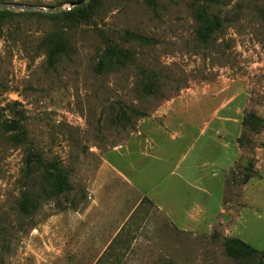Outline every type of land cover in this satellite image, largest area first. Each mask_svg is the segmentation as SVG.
<instances>
[{
  "label": "rangeland",
  "instance_id": "1",
  "mask_svg": "<svg viewBox=\"0 0 264 264\" xmlns=\"http://www.w3.org/2000/svg\"><path fill=\"white\" fill-rule=\"evenodd\" d=\"M1 4L0 264L264 263V0Z\"/></svg>",
  "mask_w": 264,
  "mask_h": 264
},
{
  "label": "trees",
  "instance_id": "2",
  "mask_svg": "<svg viewBox=\"0 0 264 264\" xmlns=\"http://www.w3.org/2000/svg\"><path fill=\"white\" fill-rule=\"evenodd\" d=\"M202 22H203V27L199 34L203 37L204 35H209L210 31L212 30L213 24L211 23L210 20H204ZM257 121L261 122L258 119ZM21 140L24 139L20 138L19 141ZM31 163L37 165L38 168L43 165L40 155L28 153L26 155V160H25V168L27 169V171L31 170L30 169ZM28 177L29 175H27V178ZM43 181L45 182L46 187L42 190V193L47 198L57 197L61 195L66 188L65 177L62 175V172L57 168L46 169V171L44 172ZM222 245L226 256L233 259L246 258L251 256L252 254L259 253L258 251H255L254 249H252L251 247H249L248 245H246L245 243H243L238 239H224Z\"/></svg>",
  "mask_w": 264,
  "mask_h": 264
},
{
  "label": "water",
  "instance_id": "3",
  "mask_svg": "<svg viewBox=\"0 0 264 264\" xmlns=\"http://www.w3.org/2000/svg\"><path fill=\"white\" fill-rule=\"evenodd\" d=\"M85 2H89V0H85ZM26 11V12H41V13H61L63 9H54V10H45L43 8H24L21 5L17 4H1L0 12L2 11Z\"/></svg>",
  "mask_w": 264,
  "mask_h": 264
},
{
  "label": "crops",
  "instance_id": "4",
  "mask_svg": "<svg viewBox=\"0 0 264 264\" xmlns=\"http://www.w3.org/2000/svg\"><path fill=\"white\" fill-rule=\"evenodd\" d=\"M220 121H221V124H224L225 122H227V119L226 118H220ZM216 167H221L223 168L224 167V159L223 161L221 160L220 162L214 164Z\"/></svg>",
  "mask_w": 264,
  "mask_h": 264
}]
</instances>
